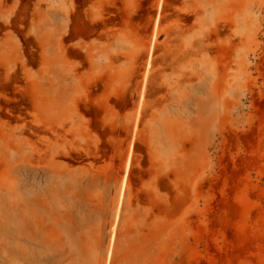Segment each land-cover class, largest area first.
Segmentation results:
<instances>
[{
  "label": "rangeland",
  "instance_id": "374dc122",
  "mask_svg": "<svg viewBox=\"0 0 264 264\" xmlns=\"http://www.w3.org/2000/svg\"><path fill=\"white\" fill-rule=\"evenodd\" d=\"M126 21L72 44L92 67L67 71L71 94L102 82V95L140 96L118 117L117 152L67 165L90 134L69 130L65 148L0 119V264H264V0H182L144 27ZM61 28L41 30L42 62H79ZM92 28L73 21L74 35ZM19 52L12 35L0 43L1 62Z\"/></svg>",
  "mask_w": 264,
  "mask_h": 264
},
{
  "label": "flooded vegetation",
  "instance_id": "af4514ba",
  "mask_svg": "<svg viewBox=\"0 0 264 264\" xmlns=\"http://www.w3.org/2000/svg\"><path fill=\"white\" fill-rule=\"evenodd\" d=\"M181 2L182 0H0V7L14 10L8 22L0 19V43L5 37L12 35L20 44L16 63L0 61V119L13 128L27 130L37 142L48 137L52 144L65 145V148L70 141L73 142L72 137L68 136L69 130H84L92 136L94 143L82 145L81 141L87 142L86 135L75 140L74 147L79 149L72 151L71 155H67L68 150H65V154L61 155L63 159L59 161L76 166L103 162L105 152L119 150L117 139L121 138L120 134L129 131L118 121L119 115L133 109L140 96L132 91L102 95V82L92 85L91 89L86 87L87 93L81 91L80 94H71L68 84L71 82V73L67 71L74 69L78 77L86 76L92 65L86 62L82 47L78 51L74 50L81 57L78 63L42 62L41 30L52 28V32L61 33V27L67 29L63 31V38L64 48L69 54L73 50L72 44L78 39L112 37L122 25H126V14L133 18V26L144 27L151 17L155 20L163 17L167 14V7H178ZM93 7H97L99 12L92 13ZM76 19H87L93 24L89 34H73V21ZM63 22L68 24L63 26ZM71 38L76 40L72 42ZM42 80L53 85L55 93L46 96L29 94V84L38 87ZM113 113L118 121L116 125L115 122L110 124L105 121ZM45 118L50 120L47 124L41 121ZM88 149L93 153H88Z\"/></svg>",
  "mask_w": 264,
  "mask_h": 264
},
{
  "label": "bare ground",
  "instance_id": "6f19581e",
  "mask_svg": "<svg viewBox=\"0 0 264 264\" xmlns=\"http://www.w3.org/2000/svg\"><path fill=\"white\" fill-rule=\"evenodd\" d=\"M2 3V2H1ZM129 20V19H128ZM130 21H132L131 19H130ZM129 21V22H130ZM128 22V23H129ZM132 24H133V22H131ZM130 23V24H131ZM126 25L125 26H129L128 24H127V21H126V23H125ZM82 25V27H85L84 26V24H81ZM93 25V24H92ZM131 26H133V25H131ZM77 31H83V29L82 28H79V29H77ZM79 53V52H78ZM78 53L76 52V51H74V50H72V52L70 53V55L72 56V57H76V56H78Z\"/></svg>",
  "mask_w": 264,
  "mask_h": 264
}]
</instances>
